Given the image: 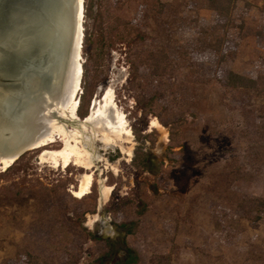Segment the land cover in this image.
Wrapping results in <instances>:
<instances>
[{"label":"rangeland","instance_id":"rangeland-1","mask_svg":"<svg viewBox=\"0 0 264 264\" xmlns=\"http://www.w3.org/2000/svg\"><path fill=\"white\" fill-rule=\"evenodd\" d=\"M212 1L84 0V35H104L117 18L139 29L129 44L115 43L98 69L82 50L78 95L84 108L98 80L89 112L112 89L133 135L124 148L133 154L105 150L97 141L105 156L117 152L119 165L104 161L96 173L93 167L92 192L82 199L67 192L66 175L80 180L88 171L42 162L40 149L0 171V264H112L111 258L102 263L109 257L106 240L117 242L124 229L134 264H264V221L254 224L256 212L244 209L248 197L264 202V37L257 35L264 15L261 0H238L232 24L214 28ZM222 37L239 46L220 65L255 80L256 91L223 90L213 80L212 52ZM133 43L159 57L163 68L138 65ZM152 119L160 128L151 127ZM147 152L157 175L138 169ZM122 177L134 182L132 193ZM100 181L112 188L107 200ZM69 210L93 234L76 224L68 228Z\"/></svg>","mask_w":264,"mask_h":264},{"label":"water","instance_id":"water-1","mask_svg":"<svg viewBox=\"0 0 264 264\" xmlns=\"http://www.w3.org/2000/svg\"><path fill=\"white\" fill-rule=\"evenodd\" d=\"M71 5V0H0V88L8 90L0 98L1 123H17L32 110L68 126L79 123L69 115H60L59 97L52 93L64 71L63 61L69 49L70 30L65 19L77 17ZM82 9L81 4L80 18ZM80 35L83 41L84 35ZM27 129L19 130L15 136L14 160L40 146V125ZM29 131L36 134L32 136Z\"/></svg>","mask_w":264,"mask_h":264},{"label":"bare ground","instance_id":"bare-ground-1","mask_svg":"<svg viewBox=\"0 0 264 264\" xmlns=\"http://www.w3.org/2000/svg\"><path fill=\"white\" fill-rule=\"evenodd\" d=\"M71 1V9L77 14V17L76 19H69L67 17L65 19V24L70 30V34L67 37L69 49L65 53L63 61L64 71L61 77L54 83L52 93L59 97L57 103L60 108V115L62 117L69 115L70 119H77L79 123L70 126L71 128L68 129L66 124L54 119H47L37 110L28 111L26 116L21 117L20 121H18L19 123L17 122L18 127L17 123L11 125L8 122H0V151H2L0 152V171H5L16 161L14 158L16 157L15 142H17V139L15 136L17 132L19 130L26 131L28 127L32 129L33 125H40L42 133L41 137H39L40 144L38 143L40 146L37 149H40L39 157L42 162H49L56 167L62 168H68L73 164L78 168L88 171L80 177L78 187L73 192V196L76 199H82L90 193L94 180L90 171L92 170V157L95 151H97L95 148L96 142L100 141L106 147H122V143L132 142V134L127 125L126 117L119 112L113 100L112 89H106L107 91L100 96L99 103L96 100L93 101L90 111L84 119H79L78 117L77 110L79 103L77 97L81 90L83 74V41L81 40L80 32L84 35V0ZM81 4L83 7L82 18H80ZM79 44L81 47H79ZM78 48L80 51H78ZM5 92H8V90L0 88V98L4 97ZM12 103L10 102L11 106ZM150 125L155 129L160 128L156 119H152ZM29 133L32 136L36 134L34 131H29ZM57 142L61 144L59 148L53 150L46 148ZM122 152L128 153L129 156L131 155L130 149L125 150L122 147ZM110 191L111 189L104 187L100 181L102 198L107 199Z\"/></svg>","mask_w":264,"mask_h":264},{"label":"trees","instance_id":"trees-1","mask_svg":"<svg viewBox=\"0 0 264 264\" xmlns=\"http://www.w3.org/2000/svg\"><path fill=\"white\" fill-rule=\"evenodd\" d=\"M238 0H213L212 8L216 12L214 17V28L226 29L232 24V12L235 9L236 2ZM260 10L264 15V0H261ZM92 4L87 6L86 13L90 12ZM139 29L134 27L130 22L122 20L120 18L114 19L108 25L104 35H84V41L82 50L84 51L87 59L91 60L95 69L102 66L103 56L108 55L111 52L113 45L117 42L129 44L134 36L139 35ZM258 36L264 37V23L261 30L257 32ZM142 37V36H141ZM238 43L226 38H218L213 48L212 59L215 61V67L213 69V80L223 89L230 90L239 93H250L257 90L256 81L247 78L243 75L237 74L229 69H225L220 64L230 58L238 49ZM132 57L136 60L138 65H154V70L163 68L161 59L144 49L137 48L134 43L132 44ZM193 62L197 64L199 59L192 58ZM200 61V60H199ZM83 68V67H82ZM98 80L92 82L91 88L87 93L86 106L81 107V102L77 110V114L84 118L88 114L90 101L97 85ZM83 98L80 97V99ZM85 103V102H84ZM147 112V111H146ZM29 152V151H28ZM24 155V154H23ZM20 156L12 166L18 163L21 158ZM142 162V158L140 160ZM244 209L248 213L256 212L252 222L256 224L259 221H264V202L256 198H247L245 200ZM136 262L135 255L130 251L124 264H134Z\"/></svg>","mask_w":264,"mask_h":264},{"label":"flooded vegetation","instance_id":"flooded-vegetation-1","mask_svg":"<svg viewBox=\"0 0 264 264\" xmlns=\"http://www.w3.org/2000/svg\"><path fill=\"white\" fill-rule=\"evenodd\" d=\"M131 134H132V131H131ZM132 137H133V135H132ZM98 142H99L98 144L100 145V147H102L105 150H107V149H111V150H115V151L117 150L118 153H123L127 157H130L133 154V150H134L133 148L132 149L130 148V151H131V155L130 156H129L128 153L125 154L124 152H122V147H123V149H125L123 143H122V147H120V146H117V147L116 146L106 147V146H103V144L100 141H98ZM102 148H100L99 150H97V148H96L97 151H95L94 156L92 157V161H93L92 162V168L94 167L95 173L97 172L98 168H100V167L102 168L103 167L102 166L103 165L102 163L104 161H107L108 163L109 162H114V163H117L119 165L118 160L116 161V159H118L117 158V152H116V155H111L109 153V156H105L106 154L105 153H102V151H103ZM127 150H129V149H127ZM149 157H150V154L148 152L143 155L142 162L138 165V169L139 170H142V169L145 168L146 171H147V173H150L151 175H157V172L156 171H153L150 168V166L148 165L151 162L150 159H149ZM125 161H127V160H125ZM129 161H130V163H132V164H130V167L133 169V166H132L133 165V158L132 159H129ZM163 161H164L163 157H160V161L159 162H163ZM108 163L105 164V165H107V166H105V168L110 167V170L113 171V167H115V166H112V165H110ZM95 165H97L98 167H95ZM115 169H116V172H115V174H116L117 171H118V169L116 167H115ZM122 172H123V170H122ZM90 173L92 174L93 179L95 180V176L96 175L93 174L92 170L90 171ZM101 174L102 173H100V175ZM66 176H67V183H66L67 192L70 195L73 196V192L78 187L79 177L77 176V174H73L71 171H68V175H66ZM94 180H93V184H94ZM122 181L123 182H126L127 184H130V186L129 187H126L125 189L128 190V191H130V193H132L133 192L132 189L135 188L134 182L133 181H130L129 179L124 178V177H122ZM93 184H92V187H93ZM103 186L104 187H107L105 185H103ZM116 186H117V184H116ZM92 187H91V190H92ZM109 188L111 189V191H110L108 197L110 196V194L112 192V188L111 187H109ZM137 188H139V186H137ZM91 190H90V193L89 194H91V192H92ZM117 192L119 194H121L120 191H117ZM123 195L129 196V193H125ZM104 200H107V199H104ZM94 205H95V203H94ZM94 210H95V208H94ZM98 211L101 212L100 210H98ZM84 216L86 217L85 214H84ZM96 216H97V218L94 220L93 224L99 222V220L101 218L99 216V214H97ZM111 220L112 219L109 217V221L108 222L110 223ZM74 224H76L81 231L88 230V231H90L93 234V232H92L93 231V227H89L87 221L85 222L84 219L79 218V216H77V215L75 216L74 213L71 210H69L68 213H67L66 225L69 228V227H71V225H74ZM126 231H127L126 229L122 230V234L119 236L117 242L111 240L110 238L106 240V245H105L106 246V253L108 254L109 257H104L102 259V263L104 262V260L106 258H111L113 260L112 264H124L125 260L128 257V254H129V249H127V247L124 246ZM118 244H119L120 253L119 254H116V245H118ZM97 264H100V263H97Z\"/></svg>","mask_w":264,"mask_h":264}]
</instances>
